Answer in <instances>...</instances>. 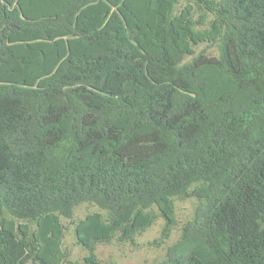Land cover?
<instances>
[{
    "label": "trees",
    "instance_id": "obj_1",
    "mask_svg": "<svg viewBox=\"0 0 264 264\" xmlns=\"http://www.w3.org/2000/svg\"><path fill=\"white\" fill-rule=\"evenodd\" d=\"M182 2L0 0V264H111L192 197L160 264H264V0Z\"/></svg>",
    "mask_w": 264,
    "mask_h": 264
},
{
    "label": "rangeland",
    "instance_id": "obj_2",
    "mask_svg": "<svg viewBox=\"0 0 264 264\" xmlns=\"http://www.w3.org/2000/svg\"><path fill=\"white\" fill-rule=\"evenodd\" d=\"M197 0H183L182 7L192 4L197 10L196 16L200 17L201 9L196 5ZM198 51L205 49L208 53L217 54V46L207 43L201 44ZM176 219L177 223L172 228L171 236L165 243L160 246L152 243L154 239L159 238L165 226V220H158L141 234L136 236L135 241L120 242L117 238L111 243L99 244L96 249L98 257L111 264H160L166 257V251L170 244L177 241L182 234L183 225L195 217L199 200L197 198L177 199L176 202ZM91 204H81L76 207L74 216L70 219L65 218L64 223L67 225L66 237L63 248L69 254L71 259L82 261L88 254V251L77 243L75 232L76 222L84 218L88 213L97 210ZM35 264V263H29Z\"/></svg>",
    "mask_w": 264,
    "mask_h": 264
}]
</instances>
